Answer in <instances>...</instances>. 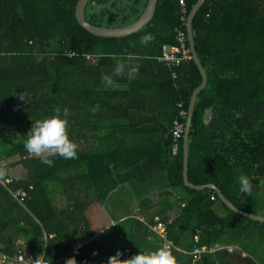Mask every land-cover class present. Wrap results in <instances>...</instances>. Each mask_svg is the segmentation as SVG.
Returning a JSON list of instances; mask_svg holds the SVG:
<instances>
[{"label": "trees", "instance_id": "trees-1", "mask_svg": "<svg viewBox=\"0 0 264 264\" xmlns=\"http://www.w3.org/2000/svg\"><path fill=\"white\" fill-rule=\"evenodd\" d=\"M184 1L185 7L180 0H158L153 19L140 31L101 37L77 21L78 0H0V167L14 178L13 189L26 191L22 202L14 201L0 186V198L31 213L14 214L0 234L14 226L42 246L43 231L59 230L45 219L60 224L47 189L50 180L68 184L78 194L71 200L89 205L103 204L128 181L165 173L168 186L184 195L180 213L167 225L177 264H264L256 258L264 244V222L229 209L214 189L186 186L184 136L176 153L172 150L177 104L188 111L202 84L193 57L173 69L159 59L164 44L176 43L178 30L187 32L188 16L199 0ZM147 2L91 0L85 13L94 25L120 27L136 21ZM192 30L207 84L192 115L189 181L214 184L239 209L264 216V203L260 208L256 198L264 187V0H205ZM145 33L154 39L141 44ZM116 58L139 70L134 79L113 75L114 84L105 87L101 74H112ZM95 104L99 109L92 112ZM57 107L61 114L68 109L66 130L77 156L45 152L54 162L48 166L23 145L32 123L54 115ZM125 130L131 132L127 150ZM17 165L26 170L24 178L11 173ZM240 175L249 178L250 193L240 191ZM22 220L25 226L19 225ZM28 223L36 231L29 232ZM204 247L194 261L188 252Z\"/></svg>", "mask_w": 264, "mask_h": 264}, {"label": "crops", "instance_id": "crops-1", "mask_svg": "<svg viewBox=\"0 0 264 264\" xmlns=\"http://www.w3.org/2000/svg\"><path fill=\"white\" fill-rule=\"evenodd\" d=\"M186 33L188 34V29ZM128 136L131 137V132L125 130L123 134L126 139L125 150L131 147L127 144ZM115 137L122 136L117 133ZM173 152L176 153L175 150ZM10 170L17 179L26 176V170L21 165ZM168 184L165 173L147 178L141 177L137 181H128L120 185L109 194L103 204L58 203L56 201L58 198L51 197L49 193L53 211L59 214L60 224H53L52 219L47 217L46 222L52 227L51 229L62 231L52 230L50 233L43 231L38 237L42 246H37L38 241L31 235L28 237V234L18 231L14 226L7 231H1L0 240L3 242L0 243V264H24L16 259L19 250L33 256L43 254L45 259L51 256L54 258L53 261L66 256L63 264H66L70 258L74 259L75 264H127L126 259L138 252H150L167 246L171 250L174 245L168 238L167 225L180 213L184 195L180 190L171 189ZM64 187L61 186L59 189L60 192L62 191L61 195L63 193L74 195L76 191L74 188H70L68 184ZM122 189L127 191L122 193ZM126 195L130 200L123 202ZM12 199L16 201L15 198ZM19 204L25 207V204ZM46 206L49 210L50 206ZM25 210L19 211L12 206V203L2 200L1 197L0 214L4 215L0 216V228L8 225L14 214H31L26 207ZM218 212L224 213L221 208ZM35 220L38 222L37 219ZM158 222H163L165 229H159ZM23 224L25 226L26 223L22 220L19 225ZM26 226L29 232L36 231L32 224L28 223ZM57 232L61 234L59 239L54 240L59 234ZM197 234L194 236L195 241L198 240ZM176 248L179 249L177 246ZM206 249L207 247H204L201 251ZM81 250H83L82 254H80ZM195 250L188 252L193 255L194 261L199 256L195 254ZM118 251L119 260L113 257ZM62 252L66 253L62 254ZM4 256L6 259L3 258ZM67 264L74 262L69 260Z\"/></svg>", "mask_w": 264, "mask_h": 264}, {"label": "clouds", "instance_id": "clouds-1", "mask_svg": "<svg viewBox=\"0 0 264 264\" xmlns=\"http://www.w3.org/2000/svg\"><path fill=\"white\" fill-rule=\"evenodd\" d=\"M153 39L154 37L151 33H145L140 37V43L146 44ZM138 70V65H126L125 61L116 58L112 74L102 73L101 80L105 87H110L114 84L113 75L120 76L126 73L128 79H134ZM18 96L19 99L25 101L23 93L18 94ZM98 109L99 105L95 104L90 110L96 112ZM54 113V115L32 123L23 145L28 153L40 157L41 162L48 166H52L54 162L47 156L42 155L45 152L56 153L64 159H74L77 156V145L69 138L66 130L68 109L64 108L63 114H61V109L57 107L54 109ZM0 175H3L2 170H0ZM238 179L240 191L250 193L251 182L249 178L246 175H240ZM119 255L118 251L113 257L119 260ZM69 260H72L75 264L74 259L71 258L66 261V264ZM126 261L127 264H177L175 256L165 247H160L150 252H138L126 259Z\"/></svg>", "mask_w": 264, "mask_h": 264}, {"label": "water", "instance_id": "water-1", "mask_svg": "<svg viewBox=\"0 0 264 264\" xmlns=\"http://www.w3.org/2000/svg\"><path fill=\"white\" fill-rule=\"evenodd\" d=\"M89 1L91 0H78L77 6H76V18L79 24L84 29H86L87 31L95 35L101 36V37H125V36H129L131 34H134L140 31L153 19L155 12H156L157 3H158V0H148L145 10L141 14V16L131 24L120 26V27H105V26L94 25L88 21L85 10H86V6ZM204 1L205 0H199L197 2V4L194 6L192 11L190 12L189 17H188V22H187L190 48L192 51L193 59L202 75V84L195 89L192 95L189 110H188L186 130L184 133V183L186 186L193 188V189H197V190H203L206 188L214 189L218 193L220 199L225 203V205L229 209L241 214L242 216L248 217L252 220L264 222V216L255 215V214L243 211L239 209L238 207H236L230 200H228L225 197V195L216 185L207 184V185L197 186V185L190 183L189 178H188V165H189V155H188L189 149L188 148H189V136H190L191 122H192V115H193V111H194L195 103L197 101L198 94L207 84V74L198 58V55L195 49V41H194V35H193V30H192V23H193L194 17L199 11ZM211 114H212V109H209L208 110L209 119L211 118Z\"/></svg>", "mask_w": 264, "mask_h": 264}, {"label": "built area", "instance_id": "built-area-1", "mask_svg": "<svg viewBox=\"0 0 264 264\" xmlns=\"http://www.w3.org/2000/svg\"><path fill=\"white\" fill-rule=\"evenodd\" d=\"M180 4L185 7V1L180 0ZM185 13V9L183 10ZM184 20V18H182ZM188 34L184 30H178L176 43L173 45H163L159 59L164 62L169 68L173 69L181 65L183 62H188L192 59V51L190 46L187 44ZM173 78L177 77V73L173 71ZM178 114L177 118L173 120L171 132L174 139L173 150L177 151L179 147V140L184 136L186 130V123L188 118V111L184 108L182 102L177 104ZM0 170L3 171V175H0V186H3L8 190V192L18 201L22 202L23 197L26 195V191L23 188L13 189L14 178L11 175H8L4 168L0 167ZM214 199V197H212ZM157 227L161 230L165 229L163 222H158ZM168 248V246H167ZM229 250H232L229 247ZM202 251L199 248H196L195 254H200ZM246 256V253L242 254ZM6 259V257H3ZM16 259L24 264H63L66 260V256H62L55 261H50L45 259L43 254H37L36 256L29 255L24 253L22 250H19Z\"/></svg>", "mask_w": 264, "mask_h": 264}, {"label": "rangeland", "instance_id": "rangeland-1", "mask_svg": "<svg viewBox=\"0 0 264 264\" xmlns=\"http://www.w3.org/2000/svg\"><path fill=\"white\" fill-rule=\"evenodd\" d=\"M50 184H49V188L47 187L48 189V193L51 194V197H55V198H58L56 201L58 203H63V204H67V203H72V202H75L73 199V201L71 200V198L73 196H77V192L74 193L75 195H72V194H68V193H63L62 194V191L60 192V188H61V185L60 182L58 181H51L50 180ZM83 188V187H82ZM127 191V189H122V193H125ZM256 198H258V202L260 203L259 204V207L261 208V206L263 205L264 203V187H261L259 190H258V194L256 195ZM130 199L128 198V195H126V197L122 200L123 202L125 201H129ZM112 202V200L110 201V203ZM261 263L264 262V244L262 243V245L259 246V250L257 252V257H256Z\"/></svg>", "mask_w": 264, "mask_h": 264}]
</instances>
